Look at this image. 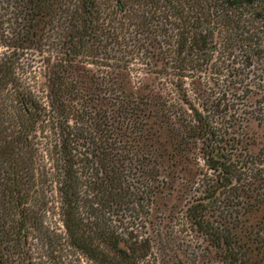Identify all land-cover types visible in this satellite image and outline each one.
<instances>
[{
	"label": "trees",
	"instance_id": "obj_1",
	"mask_svg": "<svg viewBox=\"0 0 264 264\" xmlns=\"http://www.w3.org/2000/svg\"><path fill=\"white\" fill-rule=\"evenodd\" d=\"M46 48L43 102L22 69ZM81 59L104 69L96 83L105 97L86 91ZM213 69L226 71V94L190 103L186 80L199 100ZM133 70L173 77L178 102L128 91ZM228 94L252 117L264 110V0H0V264H32L33 230L47 259L57 257L43 221L49 190L70 246L96 264H142L161 157L197 141L218 176L187 215L221 264H264V152L250 151L251 139L231 160L235 135L214 124L235 105Z\"/></svg>",
	"mask_w": 264,
	"mask_h": 264
},
{
	"label": "rangeland",
	"instance_id": "obj_2",
	"mask_svg": "<svg viewBox=\"0 0 264 264\" xmlns=\"http://www.w3.org/2000/svg\"><path fill=\"white\" fill-rule=\"evenodd\" d=\"M52 50V48H46L42 53L33 51L32 54L26 56L29 59L23 62L25 68L22 69L24 73L22 76L25 77L31 90L43 102H46L45 95L47 91L44 62L48 58L52 59ZM77 65L80 66L78 69L81 71L83 79L87 81L84 84L87 86L86 91L95 97L99 94L105 97L104 93L98 90L96 83V78L103 74L104 69H99L98 66L91 64L88 59H81V61L77 62ZM213 71L214 73H208L207 77L201 80L200 86L204 93L199 100L193 92L194 85H191L189 79L186 80L185 88L188 91L190 103L197 105L205 100L207 105L216 104L219 101L218 98L222 97L223 93L226 94V71H216V69H213ZM173 79V77L166 75L152 77L144 72L133 70L128 75L126 87L128 91L135 93L136 96L146 95V93L154 91V93L160 94L161 98L165 97L167 100L176 103L178 102V94L173 84L170 83ZM196 85L198 86V84ZM241 93L238 90L236 96L240 97L241 95L239 94ZM227 96L228 102L230 101L231 104L232 99L229 98V94ZM97 103L96 100L93 101L94 106ZM232 105H234L233 109L232 107L229 108L224 117H219L214 123L217 128L220 126L219 128L225 132L226 138H230L232 133L235 135L230 142L228 141L226 147L227 152L232 153L231 160L243 159L242 156L239 157L238 155L242 154L240 151L244 152L243 143H249L252 141L251 139H253L254 143L249 145V150L254 154L264 152V110L262 113L254 112L255 119L251 114L244 113V107L239 105V103L233 102ZM183 107H185L184 104ZM221 108H223V105H221ZM248 110V112L253 111L249 107ZM260 117L262 118L261 123L259 122ZM168 133L167 129L163 130L160 138L162 143L166 140ZM40 135V132H38L39 139ZM237 136L242 138L243 142L235 148L233 139H236ZM38 142L42 143L39 145L41 148L44 147L41 153L45 152L44 140L40 139ZM201 146L202 143L197 141L194 145H187L185 150L180 151L177 149L176 152L171 149L172 145H168V152L164 157H161L163 159L158 164L159 175L157 180L153 181L155 188L153 187V194L149 201V214L148 217H145L144 235L151 238L152 254L147 259H144L142 264H221L220 257L216 254L217 249L210 244L209 236L199 231L195 223L187 215V209L192 200L199 195L202 196L217 181V172L209 168ZM44 162L49 169L51 161H48L46 157ZM262 173L263 175L257 177L259 178L257 183H261V179L264 177V165ZM45 194L48 204L46 211H44L43 221L44 225L52 232V237L58 240V246L54 253L57 257L51 261L49 257L47 259L46 249L45 247L42 248L43 244L38 238V232L33 230L29 233L32 252L31 263L96 264L68 244L67 236L56 208L59 204L56 202L58 200L57 194L55 190H49ZM263 214L264 210H260L257 214V219L260 220Z\"/></svg>",
	"mask_w": 264,
	"mask_h": 264
}]
</instances>
